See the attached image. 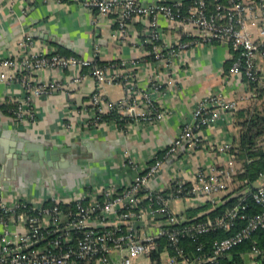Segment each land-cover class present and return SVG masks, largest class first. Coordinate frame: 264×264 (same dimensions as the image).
I'll return each instance as SVG.
<instances>
[{"label": "built area", "instance_id": "obj_1", "mask_svg": "<svg viewBox=\"0 0 264 264\" xmlns=\"http://www.w3.org/2000/svg\"><path fill=\"white\" fill-rule=\"evenodd\" d=\"M86 4L103 15H116L122 38L129 37L131 21L146 20V35L139 41L132 39L131 45L143 50L139 62L150 68V89L137 87L130 64H101L95 56L58 51L36 52L32 38L27 37L21 42L20 53L0 59V80L21 83L26 91L13 110L15 116H35L33 95L51 94L68 85L75 88L90 77L95 88L89 100V122L104 121L101 116L115 110L131 118L162 120L167 112L152 93L162 91L164 84L174 85L181 68L189 63L191 43L229 45L232 62L227 73L246 78L255 86L262 82L257 58L264 59V0H192L188 5L184 0H87ZM160 15L169 21L171 29L191 35L192 41L166 40ZM43 69L68 70V85L57 79H38L36 73ZM115 81L126 89L120 101L111 100L104 91L106 83ZM237 108L235 99L208 93L197 102L192 120L183 125L164 156L155 154L123 186L92 184L72 196L52 194L36 201L24 196L8 201L0 195V264H132L144 257L150 264H226L223 260L231 257L236 245L264 227V172L259 183L251 185L244 180V187L231 194L238 196V201L215 216L209 212L221 201V194L232 191L240 167L239 147L232 139L210 140L209 149L217 152L212 163L199 165L190 174L174 166L163 186L154 185L152 179L166 171L165 158L179 160L187 151L208 148L202 128ZM125 157L127 163L135 165L129 153ZM249 197L260 207L258 211L249 212ZM177 200L185 202V213L176 210ZM209 202L210 207L195 215L186 213L188 208ZM239 219L246 220V225L215 239L212 250H205L203 243L193 248L201 235L231 230ZM250 251L263 253L256 245Z\"/></svg>", "mask_w": 264, "mask_h": 264}, {"label": "crops", "instance_id": "obj_2", "mask_svg": "<svg viewBox=\"0 0 264 264\" xmlns=\"http://www.w3.org/2000/svg\"><path fill=\"white\" fill-rule=\"evenodd\" d=\"M86 1L0 0V59L20 53L21 42L31 37L32 50L36 52L58 51L67 55L95 56L104 63L130 64L137 87L150 89V68L139 62L143 50L131 45L132 39L139 41L146 35V20L136 18L131 21L129 37L122 38L116 15H103ZM158 20L166 40L192 41V36L183 30L171 29L164 16L160 15ZM188 52L189 63L181 68L174 85L164 84L162 91L152 93L156 103L167 112L166 117L158 121L133 117L125 125L114 120L89 122V100L95 81L88 77L72 88L68 85L70 73L65 69L38 71V79H57L68 86L59 87L51 94L33 95L34 117L27 114L15 116L12 106H4L9 102L17 104L25 97L26 91L21 83L0 80V195L8 201L17 196L36 201L52 194L72 196L92 184L123 186L155 154L164 156L183 125L192 120L197 102L208 93L217 92L227 99H235L237 109H264L263 58H257L262 82L255 86L245 78L227 73L232 61L229 45L221 42L191 43ZM167 75L163 74L165 78ZM104 91L114 101H120L126 94L120 81L106 83ZM230 111H226L224 118L202 128L207 147L214 139H232L237 143L235 137L239 135L240 128L236 125V110ZM32 142L50 149L55 159L50 158L43 163L35 158L24 159L23 150ZM19 147L22 152L18 156ZM209 148L187 151L179 156V160L165 158L166 171L153 178V184L166 185L174 166L177 171L190 174L199 165L212 163L217 152ZM126 153L135 160V165L127 163ZM235 186L233 184L232 188ZM230 192L221 194L220 198ZM174 204L179 213H185L183 200ZM2 228L0 223V233ZM250 250L242 252L244 264H264V250L262 254ZM142 259L150 264L146 257Z\"/></svg>", "mask_w": 264, "mask_h": 264}, {"label": "trees", "instance_id": "obj_3", "mask_svg": "<svg viewBox=\"0 0 264 264\" xmlns=\"http://www.w3.org/2000/svg\"><path fill=\"white\" fill-rule=\"evenodd\" d=\"M191 1L192 0H184V4L188 5ZM97 62L106 64L99 60H97ZM231 62L232 61H230L229 66ZM248 82L250 85H253L250 81ZM11 106L13 108L12 110H14L16 104L12 105L9 102L8 104H5L4 107ZM235 114L236 125L240 128L239 135L235 137V141L239 147L237 157L240 164L239 169L234 175V183L236 186L228 195L222 197L216 207L209 212L212 216L222 213L227 207L234 205L238 201V196L230 195L234 192H239L244 187V180L247 179L249 184L254 185L259 180L260 174L264 172V109H258L257 107L239 108L236 109ZM101 119H113L116 120L118 124L125 125L126 122L130 121L132 118L122 116V114L115 110L102 115ZM248 201L251 204V207L248 209L249 212L253 213L260 209L252 197H249ZM210 206L211 202L206 203L204 206L188 208L187 212L189 215H195L199 211L207 209ZM237 222L238 223L231 230L225 231L223 229H217L201 235L196 241H194L193 248L197 247L200 243H203L205 245V250H212V245L215 239L230 235L246 225V220L244 219H239ZM254 245L258 246L261 250H264V227L255 230L251 237L236 245L231 251V257L225 258L223 262L226 264H244L242 252L249 251Z\"/></svg>", "mask_w": 264, "mask_h": 264}, {"label": "water", "instance_id": "obj_4", "mask_svg": "<svg viewBox=\"0 0 264 264\" xmlns=\"http://www.w3.org/2000/svg\"><path fill=\"white\" fill-rule=\"evenodd\" d=\"M170 3H174L177 2L179 0H167ZM20 146L22 147L21 142ZM21 147H19L20 149L18 150V156L20 155V153L22 152ZM68 151L70 150V148H67ZM24 152V159H32L35 158L37 161L43 163L46 162L47 160L51 159H55V157L51 154V150L48 148H45L42 144H35V143H30L28 145L25 146V149L23 150ZM21 158V157H18ZM58 158V157H56Z\"/></svg>", "mask_w": 264, "mask_h": 264}, {"label": "rangeland", "instance_id": "obj_5", "mask_svg": "<svg viewBox=\"0 0 264 264\" xmlns=\"http://www.w3.org/2000/svg\"><path fill=\"white\" fill-rule=\"evenodd\" d=\"M258 182H260V181H258ZM138 262H139V264H146V261L142 258H138L137 261L133 260L132 264H138Z\"/></svg>", "mask_w": 264, "mask_h": 264}]
</instances>
